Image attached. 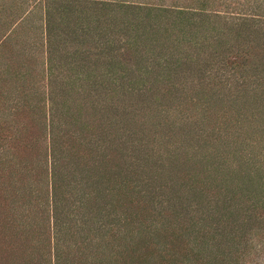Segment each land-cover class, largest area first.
<instances>
[{
	"label": "rangeland",
	"instance_id": "1",
	"mask_svg": "<svg viewBox=\"0 0 264 264\" xmlns=\"http://www.w3.org/2000/svg\"><path fill=\"white\" fill-rule=\"evenodd\" d=\"M38 1L0 0V235L15 234L0 249L21 246L19 264H264V205L237 190L264 184V19L229 17L226 0H115L64 10L68 29L53 16L48 49ZM50 135L67 145L53 198ZM34 157L41 176L24 172Z\"/></svg>",
	"mask_w": 264,
	"mask_h": 264
},
{
	"label": "trees",
	"instance_id": "2",
	"mask_svg": "<svg viewBox=\"0 0 264 264\" xmlns=\"http://www.w3.org/2000/svg\"><path fill=\"white\" fill-rule=\"evenodd\" d=\"M103 1V2H102ZM106 0H101L99 2L97 1H87V0H39L38 3H43L45 7L46 16H45V29L46 33L48 34V42L49 46H47L48 49H51L52 47V31H53V36H54V31L57 29L56 28V23L54 20L52 21L53 16L57 15V17L61 20V24L65 25L64 28H70L69 27V21H66L63 18V16H60L61 13L64 12V10H69L70 14H73V10H76V7H82L84 9H89L88 7L91 6L94 8V6H100L101 9L115 13L116 10H121V4L118 3L117 1H111L105 2ZM232 3H236V10L240 12L232 13V12H225L229 17H234L237 20H240L243 22V24H247L249 21H254V20H262L264 19V0H226ZM51 2V3H50ZM63 4V5H62ZM57 5V6H56ZM63 8V9H62ZM75 8V9H74ZM62 9V10H60ZM201 12H205L204 9H201ZM214 17L216 18L220 15L219 12H213ZM62 15V14H61ZM219 18V17H218ZM89 23V22H88ZM85 35L89 34V30L84 33ZM56 35V34H55ZM92 37V36H91ZM48 45V44H47ZM106 45V44H105ZM50 54V52H49ZM3 80H0V83H3ZM10 91L13 89L10 87V89H6L5 87L1 88V90ZM0 96H2V92H0ZM62 107V103H55V111H57L58 106ZM67 105L62 107V114L61 117H57V126L60 127L58 129L60 132H63L66 129V125L68 124L66 120V110ZM58 116V112H57ZM56 117V116H55ZM55 128H58V127ZM50 132V131H49ZM52 135H50L51 137ZM54 139L51 137L48 145V157L49 159V178L51 180V198L56 197L57 191H58V180L61 182L62 180V175L59 173L60 169H66V164L65 167H59L61 164L60 161L64 160L62 157V154L67 150V145L66 148H64V144H61L60 137L54 135ZM55 145V146H54ZM27 167L25 168L24 172L26 174H29V172H26L29 170L31 167V170H38V176H41V160L39 158H30L29 162H26ZM30 166V167H29ZM30 170V171H31ZM61 172V171H60ZM32 176V174H31ZM242 180V179H241ZM251 180V179H250ZM41 181V180H40ZM251 182V181H249ZM259 187L251 184L250 187L248 186H240L237 187L238 193L240 196L242 195H249L251 198H253L257 203L264 205V184H259ZM12 191H20V187H17L15 182L10 180L9 185H8ZM17 187V188H16ZM31 185L29 186V190L31 191ZM26 191L25 189H23ZM57 202V200H56ZM55 202V203H56ZM55 208L52 206V211L54 215V210ZM39 220V217L36 216V212L33 211V219L34 220ZM54 218V217H53ZM62 222H65V220H60L59 223L62 224ZM60 225V224H59ZM39 226L42 228V226L39 224ZM53 227H56L55 224L53 223ZM28 232V231H27ZM1 238H0V243H3L6 238L9 240H14L15 239V234L14 231H11V228L3 227V230L1 231ZM7 241V242H8ZM18 241V240H17ZM25 241V240H23ZM6 250V247L4 249H0V264H19L20 258H21V252L24 250L21 248V246L17 249H13L10 252H7L6 254L4 252ZM3 257L5 258L4 261H2ZM102 257V256H101ZM29 263V262H28Z\"/></svg>",
	"mask_w": 264,
	"mask_h": 264
}]
</instances>
